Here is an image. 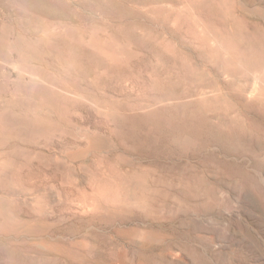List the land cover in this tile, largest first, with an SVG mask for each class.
I'll list each match as a JSON object with an SVG mask.
<instances>
[{"label": "rangeland", "instance_id": "obj_1", "mask_svg": "<svg viewBox=\"0 0 264 264\" xmlns=\"http://www.w3.org/2000/svg\"><path fill=\"white\" fill-rule=\"evenodd\" d=\"M263 16L0 0V264H264Z\"/></svg>", "mask_w": 264, "mask_h": 264}, {"label": "bare ground", "instance_id": "obj_2", "mask_svg": "<svg viewBox=\"0 0 264 264\" xmlns=\"http://www.w3.org/2000/svg\"><path fill=\"white\" fill-rule=\"evenodd\" d=\"M71 1V0H70ZM68 2V1H67ZM263 14V13H262ZM252 16V15H251ZM254 16V15H253ZM264 17V16H263ZM198 64V63H197ZM260 75V74H259ZM259 75H254V80H259L260 79V76ZM254 89V88H253ZM252 90V89H251ZM193 91V90H192ZM250 93H251V91H250ZM251 94H253V93H251ZM250 94V95H251ZM253 96V95H252ZM256 96V95H255ZM139 133V132H138ZM140 136V135H139ZM145 137H146V135H145ZM187 140V139H186ZM177 144V143H176ZM190 146V145H189ZM146 152V151H145ZM85 178V177H84ZM92 186V185H91ZM205 216H206V214H205ZM211 216V215H210ZM203 220V219H202ZM39 224V223H38ZM48 225V224H47ZM36 227V226H35ZM48 227V226H47ZM30 231V230H29ZM39 234V233H38ZM115 238V237H114ZM39 247V246H38ZM217 247V246H216ZM40 248V247H39ZM141 250V249H140ZM139 251V250H138ZM175 258V257H174Z\"/></svg>", "mask_w": 264, "mask_h": 264}]
</instances>
